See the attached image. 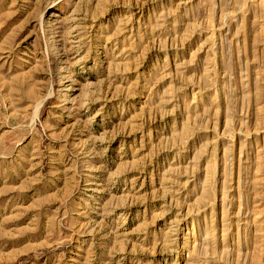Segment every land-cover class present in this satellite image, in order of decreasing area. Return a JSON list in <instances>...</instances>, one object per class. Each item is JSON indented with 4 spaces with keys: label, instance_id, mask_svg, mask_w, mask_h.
Wrapping results in <instances>:
<instances>
[{
    "label": "rangeland",
    "instance_id": "1",
    "mask_svg": "<svg viewBox=\"0 0 264 264\" xmlns=\"http://www.w3.org/2000/svg\"><path fill=\"white\" fill-rule=\"evenodd\" d=\"M0 264H264V0H0Z\"/></svg>",
    "mask_w": 264,
    "mask_h": 264
}]
</instances>
